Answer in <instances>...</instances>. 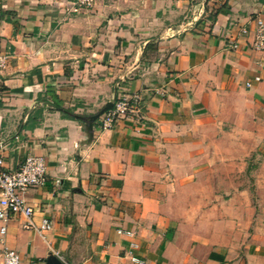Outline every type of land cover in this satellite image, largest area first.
I'll list each match as a JSON object with an SVG mask.
<instances>
[{
	"label": "crops",
	"instance_id": "0c3cea01",
	"mask_svg": "<svg viewBox=\"0 0 264 264\" xmlns=\"http://www.w3.org/2000/svg\"><path fill=\"white\" fill-rule=\"evenodd\" d=\"M68 4L0 0V157L43 158L23 200L52 224L0 222V264L4 249L20 264H264L242 178L264 144V0ZM115 94L140 104L113 127L73 116Z\"/></svg>",
	"mask_w": 264,
	"mask_h": 264
},
{
	"label": "built area",
	"instance_id": "2783aa9c",
	"mask_svg": "<svg viewBox=\"0 0 264 264\" xmlns=\"http://www.w3.org/2000/svg\"><path fill=\"white\" fill-rule=\"evenodd\" d=\"M95 0H69L68 12L71 14L87 13L94 7ZM243 33H246L244 30ZM253 49L264 50V19L259 18L255 22ZM6 63V56H0V69ZM259 81V78H255ZM247 87L250 85L247 84ZM112 108L101 116L102 126L111 128L121 119L134 114L140 104V97L137 94L121 95L115 94L111 100ZM46 165L43 158L27 156L23 163L15 170L4 169L0 157V222L3 224L16 219L25 218L23 225L27 230L49 231L52 224L47 219H42L39 227L32 221V207L26 204L23 196L30 190L40 187L46 181ZM6 227L0 228V234L5 233ZM3 264H20L21 259L16 251L4 249L2 251Z\"/></svg>",
	"mask_w": 264,
	"mask_h": 264
},
{
	"label": "rangeland",
	"instance_id": "374dc122",
	"mask_svg": "<svg viewBox=\"0 0 264 264\" xmlns=\"http://www.w3.org/2000/svg\"><path fill=\"white\" fill-rule=\"evenodd\" d=\"M247 170L242 173L243 188L247 189L255 209L254 225L258 229H250V240L259 248L253 252L256 257H264V144L247 160Z\"/></svg>",
	"mask_w": 264,
	"mask_h": 264
},
{
	"label": "water",
	"instance_id": "95a60500",
	"mask_svg": "<svg viewBox=\"0 0 264 264\" xmlns=\"http://www.w3.org/2000/svg\"><path fill=\"white\" fill-rule=\"evenodd\" d=\"M112 108V102H108L104 107H102L97 113L90 115L88 117H83L80 115H73L76 119L81 120L85 123V127L87 131H91L93 127V123L106 111L110 110ZM47 264H66L62 262L57 257H52L48 259Z\"/></svg>",
	"mask_w": 264,
	"mask_h": 264
},
{
	"label": "trees",
	"instance_id": "16d2710c",
	"mask_svg": "<svg viewBox=\"0 0 264 264\" xmlns=\"http://www.w3.org/2000/svg\"><path fill=\"white\" fill-rule=\"evenodd\" d=\"M43 104H44V103H43ZM57 110H59V109H57ZM63 114H64V115H66V113H65V112H63Z\"/></svg>",
	"mask_w": 264,
	"mask_h": 264
}]
</instances>
